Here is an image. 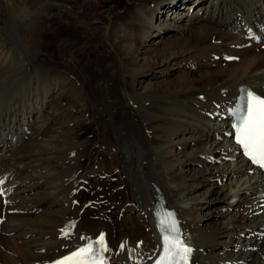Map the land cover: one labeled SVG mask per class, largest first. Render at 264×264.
<instances>
[{"label":"bare ground","instance_id":"obj_1","mask_svg":"<svg viewBox=\"0 0 264 264\" xmlns=\"http://www.w3.org/2000/svg\"><path fill=\"white\" fill-rule=\"evenodd\" d=\"M38 1L0 0V71L8 35L26 28L29 67L45 75L0 86V264L48 262L99 233L103 264H150L157 197L177 213L187 264L256 262L264 172L232 142L228 111L240 85L264 95V0H65L72 16L50 18L29 9ZM61 23L73 31L48 49ZM247 190L242 208L220 203Z\"/></svg>","mask_w":264,"mask_h":264},{"label":"rangeland","instance_id":"obj_2","mask_svg":"<svg viewBox=\"0 0 264 264\" xmlns=\"http://www.w3.org/2000/svg\"><path fill=\"white\" fill-rule=\"evenodd\" d=\"M64 1L65 0H55V1L39 0L36 4H30L29 5V9L30 10L35 9L37 12H40V14L43 17H46V18L47 17H49V18L53 17L58 12L65 13L66 11L68 13V17H71L73 12L68 11V8H69L68 5L62 4ZM116 2H118V1H116ZM100 9H101L100 11L103 12V13H113L115 8H114V5L108 4V5H105V6L104 5L100 6ZM3 12H4V9L0 5V13H3ZM165 12H167V11H165ZM90 16H91L90 14H86L81 19H85V18L90 17ZM76 18H77V16L75 15V17L72 18V19L75 20ZM218 21H222V20H218ZM65 25H66L65 23H61V25H57V29L55 31H53V32L50 31V32L47 33V36L45 37V39H46L47 42H48V40L50 41V46H48V49H55L56 48L58 40L63 35V33L70 34L71 31H73V30L67 29L68 27H66ZM23 31L24 32L27 31L26 28H24ZM23 31L19 30L13 36H9L8 35V39L5 42V45H6L5 49H7L6 51L8 52L7 60L10 63H9L8 66L6 65L5 68H3L0 71V73H1L0 75L2 76V77H0L1 78V80H0V86L1 87L12 85V83H14L16 81V79H18V80L21 79L22 81L24 79H26L25 81H30V80H33V79H36V80L37 79H44V77H45V75L38 74L37 72H35V71L30 69V67H31L30 66V56L32 55L30 53L31 52L30 50H32V46H34L35 41H34V37L30 35V32H28V33L25 32L24 33ZM77 35H78L77 33L73 34V36H77ZM8 44H9V46H8ZM46 48H47V46H46ZM99 50H100V47H99ZM98 52L100 53L101 51H98ZM38 58L40 60V63L42 65H44V66H47V67H50V66H52V67L55 66L56 67V66H60V64H61V61H60V59H59V57L57 55L53 58V59H55L54 61L48 60L47 56H46V53H45V50L40 52ZM10 59H11V61H10ZM88 59L92 60L93 57L91 58V56H89ZM178 68H181V66H178ZM175 70H176L175 67H174V69H171V70L169 69L167 72H164V76L166 75L167 77L168 76L171 77V76L175 75ZM31 75H33V76H31ZM13 76H14V78H13ZM15 76H17L18 78L15 77ZM75 84L73 83L74 87H77V86H75ZM76 85H78V84H76ZM1 87H0V111L2 110V107H4V104L10 99V98L8 99V96H7V98L4 96L5 92H4V90H2ZM1 96H3V98ZM72 106L73 107L76 106V105H74L73 101L71 103V107ZM74 109H76V108L74 107ZM100 109L101 108L98 107V110H100ZM96 114H98V113H96ZM101 116H102V114H101ZM89 117H90V114H89ZM92 128L93 127L83 128V133L90 135L91 133L89 131ZM210 132H211V134H213L212 133L213 130L210 131ZM215 133L216 132L214 130V134ZM125 141L126 142H130L128 139L126 140V138H125ZM213 181L216 182L217 184L221 182V180H219V179H217V180L214 179ZM110 188L108 187L107 189H110ZM84 192L87 193V192H89V190L85 189ZM253 195H254V191L253 190H247V191L244 192V197L243 198L237 199V196H235L234 194H231V195H229L227 197L225 202H223V203L220 202V203L221 204H225V203L228 204L229 202H231V200L234 199V200H237V201H234L232 203V206L233 207L236 206V209L237 208H242L244 206L245 200H248V198H250ZM214 204H216V202L215 203H209V207H211ZM214 213L215 212L213 211V212L209 213L206 217L203 218L202 223H201L203 225V226H201L202 229H205V230L208 229V226H210L213 223V220L215 219L216 216H217L216 218H219L218 215H217L218 213L217 212L215 214ZM133 233H136V231H134ZM261 235H264V232H261ZM263 252H264V248L263 247H261V248L260 247H256L255 248L254 258L259 257V256L260 257L257 258L258 260L256 262H254V263L264 264L263 263L264 257H262V256H264ZM254 263H252V264H254Z\"/></svg>","mask_w":264,"mask_h":264},{"label":"snow or ice","instance_id":"obj_3","mask_svg":"<svg viewBox=\"0 0 264 264\" xmlns=\"http://www.w3.org/2000/svg\"><path fill=\"white\" fill-rule=\"evenodd\" d=\"M237 122L236 140L244 149L245 155L249 156L260 167H264V98L248 92L239 112L236 113ZM162 231L163 255L156 264H187L191 249L180 238L177 222L173 213H167L159 219ZM65 235L67 233L65 232ZM95 245L103 246L107 251L104 234L94 242ZM94 255V245L88 244L66 256L55 264H88V260Z\"/></svg>","mask_w":264,"mask_h":264}]
</instances>
